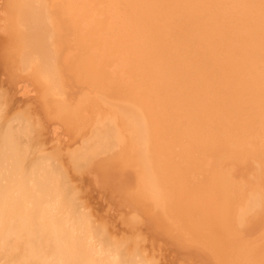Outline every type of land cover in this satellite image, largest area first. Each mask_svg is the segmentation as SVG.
Returning <instances> with one entry per match:
<instances>
[{
  "label": "bare ground",
  "instance_id": "bare-ground-1",
  "mask_svg": "<svg viewBox=\"0 0 264 264\" xmlns=\"http://www.w3.org/2000/svg\"><path fill=\"white\" fill-rule=\"evenodd\" d=\"M0 36V264H264V0H0ZM69 179L170 240L106 199L73 234Z\"/></svg>",
  "mask_w": 264,
  "mask_h": 264
},
{
  "label": "rangeland",
  "instance_id": "rangeland-1",
  "mask_svg": "<svg viewBox=\"0 0 264 264\" xmlns=\"http://www.w3.org/2000/svg\"><path fill=\"white\" fill-rule=\"evenodd\" d=\"M26 20H27V22H30V20H28V19H26ZM20 21L22 22L23 20H19V21H18L19 24L22 25L21 27H23V26H24V22H23V23H20ZM0 37H2V36H0ZM59 87H60V88L63 87V88H61V90L64 89V88H66L65 86H62V85H60ZM59 87H56V88L59 90V89H60ZM61 90H59V92H61L60 95L62 94V92H63V93L65 92V89L62 90V91H61ZM124 95H125V94H124ZM79 97H82V93H81V96H79ZM141 118H142V119H141ZM138 122H140V124H141V122L144 123V118H143L141 115H138ZM140 124H139V129H140V128H143L142 125H144V124H142L141 127H140ZM109 125H112V123H109ZM29 126H30V125H29ZM29 128H30V127H29ZM139 131H140V130H139ZM106 132H107V131H106ZM108 135H109V134H107V136H108ZM110 136L113 137L112 134H110L108 137H110ZM118 136H119V135H118ZM111 137L108 138V142H106L108 145H110V147L107 146V144L105 145V147H106V146L109 147V148L106 147V148H107L106 150H109L110 148H113V146H114L113 149H115V145H116V144L118 145V143H115V141H116V140H115V137L113 138L114 140H110V139H112ZM140 137H141V136H140ZM142 138H143V137H142ZM142 138H141V139H142ZM144 139H145V137H144ZM111 141H112V143H111ZM121 141H123L122 138H121ZM143 141L146 142V139H145V140H142V142H143ZM109 142H110V144H109ZM117 142H118V141H117ZM142 142H140V143H141L140 145H141V147L144 148V144H145V143L142 144ZM113 144H114V145H113ZM119 144H121V143H119ZM111 145H112V146H111ZM137 145H138V141H137ZM137 145H135V148H136ZM142 145H143V146H142ZM145 145H146L145 147H148L147 143H146ZM105 147H104V148H105ZM117 147H118V146H117ZM117 147H116V149H117ZM138 147H139V145L137 146V149H138L137 151L140 150ZM141 147H140V148H141ZM141 149H142V148H141ZM146 149H147V150L149 149V150L147 151V153H152V150H151L150 147H149V148H146ZM106 150H105V151H106ZM110 150H112V149H110ZM142 150H143V149H142ZM144 150H145V149H144ZM144 150H143L142 152H141V150H140L138 154H140V156H141V154L144 152ZM149 151H150V152H149ZM145 152H146V151H145ZM145 152H144V153H145ZM136 153H137V152H136ZM144 153H143L142 156H143V158L145 159V158H147V157H145V156H146V155H145L146 153H145V154H144ZM152 155H153V154H151V156H152ZM142 156L140 157V159L142 158ZM86 158L88 159L89 157H86ZM90 158H92V157H90ZM143 158H142L141 160H142V161H146V160H143ZM141 160H140L139 162H141ZM147 160H148V158H147ZM150 160H151V159H150ZM150 160H149L148 162H149L150 164L153 165L154 160H153V159H152V161H150ZM88 161H89V160H88ZM148 162H147V164H148ZM151 162H152V163H151ZM84 163H85V162H84ZM86 164H87V163H85V165H86ZM141 164H142V165H145L144 162L139 163V165H141ZM82 165H83V164H82ZM152 165H151V168H152ZM83 166H84V165H83ZM72 179H73V178H72ZM72 179H69V181H67L68 183H64V184L62 185V187L64 188V190H63V191H64L63 198H65V200H66L67 197H68L69 202H67L68 200H66V202H65L64 204H62L61 206H59V208H60L61 210H62V209L66 210V211H64V212L59 210V211H60V214H61V212H63L62 215H60V216H62L63 218H65V216H63V215L66 214V217H67V216H68V215H67V214H68V211H69L70 213H72V214L77 213V211H76V212H73V211H74V210H77V209H76V206H77L78 204H77V205H74V206H75V209L72 208V207H73V204H76V203L81 204V208H80L79 205H78L77 207H79V208L81 209L82 212H86V213L88 212L89 214H91V215L88 216L89 218L91 217V218H90L91 221H90V220L85 216L86 214H84V213H80V215H81V214H84V216L86 217V221H87V222H86V221L83 220L84 216L82 215L83 218H81V216L79 215V213H77V216H78V217L80 216V219H78V220H80V221L78 222V220H76V222H78V223H72V222H70V225H69V230L72 229V233H73V234H74V232H75L74 229L77 230V228H79L80 226H81V227H85V225L83 224V222L88 224V221H89L90 224H92V225H94V226H98L99 223H101V222H100V221L98 222V221H97L98 219H96V220L94 221V218H95L96 215H97V217L99 216L98 213H99L103 208H104L105 212H108V211H106V210H109V208H108V209L106 208V201H107V206L110 207V211H109L107 214H108V215H109V214H112V213L114 214V222H113V223H114L115 226H117V227H113V228H116V229H117L118 226H119V224H121L120 221H121L122 219H125V220H124L125 222L123 223V225L121 224V226H123V227H126L125 225L128 224V223L126 224V222H128V221H130V224H133V223L136 224V225L134 224L135 226H134V225H131V226H132V228H131L132 231L134 230L133 227L136 228V229L133 231V233L131 232V230H129L131 233H129L128 230H127V229H129V228L131 227L130 225H127V226H128L127 229L124 228L125 231H127V232H126L127 234L125 233L127 237L124 236V237L127 238V240H125V238L123 237V235H125V234H123V232H121V231L118 230L119 233H118V234L116 233V234L119 235V236L122 234L120 237H118V236L116 237L118 240H122V239H123V240H124L123 242H126V241H127V242H130V240H131V242H133V241L135 242V239H134V240H133V239H129V238H132L131 236H134V234H136L134 237H137V238H139V239H140V237H142L141 240H143V236H144V237H146V236L148 237V239H147V237L144 238V240L147 239V241H148L149 239H150V240H158V241H162L163 239H165V240H170V238H168V237L164 238V236H161V235L158 236V235H157V232H156V233H154V231L151 232L152 228L150 229V227L148 226V223H146V222H147V218H149L148 215H147V213L142 212V214H141V211H139V209H137V212L134 211V213L131 214V212H132L135 208H134L133 205H132V206L130 205V208H129V205L127 204V199H125V198H128V197H129L128 195H127V197L124 196V194H123L122 196H121L120 194H117L118 196H117V195H112V194H110V192H108L109 190L106 188V187H108V186H106L105 184H104V186H102V189L100 188L101 186L99 187V189H101V191L98 189L97 186H95L96 189H94V185H93V187H92L91 184H90V185L88 184V185H89V188H88V189H90V190H88V189H87V186H88V185H86L85 187H83L84 184H82V181H80V180H77V181H79V182H76V184H74V183L72 184V183L70 182ZM73 180H74V179H73ZM73 180H72V181H73ZM157 180L160 182L162 179H157ZM142 181H143V180H142ZM144 181H145V180H144ZM144 181H143V182H144ZM158 181H157V183H159ZM73 182H75V181H73ZM77 183L80 184V185H78ZM144 183H145V182H144ZM56 184H57V183H56ZM65 184H66V185H65ZM159 184H160V183H159ZM161 184H162V183H161ZM70 187H71V188H70ZM79 188H81V189H80L81 191L78 192L77 190H79ZM85 188L87 189L86 191H85ZM139 188H140V187H138V192H140L139 194H141V195L143 194V195L145 196V194H144L145 191H144L143 189H141V188L139 189ZM91 189H93V190H91ZM159 189H160V188H159ZM70 190H71V191L76 190V192L79 193V194H81V193H85V192L88 191L87 193L84 194V195L86 196V200H87V201H85V199H83V198H85V196H84V197L82 196V197H83V198H82L79 194H76L75 197L72 195L73 198H76V197H77L76 200H74V199H73V200H70V199H72L71 194H73V192H72L71 194H69ZM95 190H96V192H95ZM97 190H98V191H97ZM104 190L106 191V193H105ZM140 190H141V191H140ZM142 190H143V191H142ZM173 190H174V188H173ZM80 192H81V193H80ZM101 192H102V194H101ZM91 193H92L93 196L90 195ZM97 193H98V194H97ZM74 194H75V191H74ZM87 194H88V196L90 195L91 198H92V197L95 198L96 201H97V199H96V198H97V195H98V196L103 195V196H102V199H100V197H99V199H100L101 202L98 200L97 202H95V205H92V204H94V201H93V203H92V200L87 199V197H88ZM81 195H83V194H81ZM105 195H106V196H105ZM143 195H142V196H143ZM90 196H89V197H90ZM89 197H88V198H89ZM121 197H122V198H121ZM145 197H146V196H145ZM69 198H70V199H69ZM80 198H81V199H80ZM93 198H92V199H93ZM103 198H104V203H103ZM123 198H124V199H123ZM142 198H143V197H142ZM105 199H106V201H105ZM109 199H110V200H109ZM111 199H112V200H111ZM118 199H119V200H118ZM143 199H145V198H143ZM79 200L82 201V202L84 201L85 203H82V202H80ZM120 200H121V202H120ZM70 201H71V202H70ZM76 201H77V202H76ZM142 201H143V200H141V202H139V204L142 205V206H144V201H143V202H142ZM75 202H76V203H75ZM108 202L110 203L109 205H108ZM122 202H123V203H122ZM124 202H125V203H124ZM18 203H20L21 206H22V204H25L24 202L22 203V201H20V202H18ZM18 203L15 202V207H17V208H16L17 210H21L20 208H22L23 206H27V205H23L22 207H21V206L19 207V204H18ZM96 203H97V204H100V205H102V206L99 208V205H98V207H97V204H96ZM101 203H102V204H101ZM111 203H113V204H111ZM8 204H10L11 206L13 205V204H11V203H8ZM70 204H71L72 206H71ZM82 204H83V205H82ZM117 204H118V205H117ZM119 204H121V205H119ZM125 204H126V205H125ZM133 204H134V203H133ZM6 205H7V204H6ZM10 205L7 206L8 209H11V208H12V207L9 208ZM90 205H91L92 207L94 206V208H95V206H96V209H97L98 211H97L95 214H92L91 212H89V211H90L89 209H88V211H87V207L90 206ZM111 205H112V206H111ZM115 205L117 206L116 209H115ZM127 205H128V209H129V210L126 209V208H127ZM30 206H31V205H30ZM82 206H83V208H82ZM120 206H121V207H120ZM13 207H14V205H13ZM15 207H14V208H15ZM32 207H35V205L31 206L30 209H27L26 207H25V208L23 207L22 209H27V210H26L27 213H28V211H32V213H31V212H30V213H31V216H33L32 214H36V213H33V212H34L35 210H36L35 212L39 211V208H38V206H37V207H36V208L38 209V210H37V209H33ZM68 207H70V208H72V209H74V210H73V211H72V210L70 211V208H68ZM85 207H86V208H85ZM92 207H91V208H92ZM118 207H119V208H118ZM18 208H19V209H18ZM59 208H58V209H59ZM84 208L86 209V211H83V210H85ZM88 208H89V207H88ZM91 208H90V209H91ZM101 208H102V209H101ZM131 208H132V210H130ZM133 208H134V209H133ZM58 209H56V210H57L56 213L59 212ZM82 209H83V210H82ZM96 209H95V210H96ZM118 209H119L120 212H122V213L125 212V213L123 214L124 216L121 214V216H123L122 219H121L120 214L118 215V213H119V212H118V211H119ZM33 210H34V211H33ZM93 210H94V209H93ZM95 210H94V212H95ZM111 210H113V211L111 212ZM102 211H103V210H102ZM114 211H115V213L117 214L118 217L120 216L119 218H120L121 220H120L118 217H116V214L114 213ZM129 211H130V212H129ZM26 212H25V210H24V214H26ZM78 212H79V210H78ZM92 212H93V211H92ZM105 212H104V213H105ZM70 213H69V215H72V214H70ZM129 213H130V214H129ZM137 213L140 214V216H139ZM105 214H106V213H105ZM105 214H104V215H105ZM127 214H129L130 216H131V215L133 216V217H132V220H133V221H131L130 219H128V221H126L127 218H130V216H129V215L127 216ZM133 214H135V215H133ZM136 214H137V216H139V217H135ZM145 214H146V215H145ZM27 215L29 216V214H27ZM75 215H76V214H75ZM75 215H72V216H75ZM87 215H88V214H87ZM102 215H103V214H102ZM72 216H71V217H72ZM92 216H93V220H92ZM100 216H101V213H100ZM106 216H107V215H106ZM109 216H110V217H109V221H108V220H107V221L110 223V222L113 220V215H109ZM68 217H70V216H68ZM104 217H105V216H104ZM104 217H102V218L104 219ZM111 217H112V218H111ZM134 217H135V220H136V218H139V219H140V218L142 217L143 219L146 220V222H145V220L142 219V221H143V223H142V222L140 221V220H141V219H140V220H138L139 222H141L140 225H139V224L137 223L138 221L135 222ZM145 217H147V218H145ZM98 218H99V217H98ZM102 218H99V220L102 219ZM110 218H111L112 220H111ZM115 218H117V219H119V220L116 222L115 220H117V219H115ZM81 219H82V220H81ZM84 219H85V218H84ZM105 219H106V218H105ZM105 219H104V222H105ZM110 220H111V221H110ZM63 221H64V223L66 222L64 219L62 220V222H63ZM82 221H83V222H82ZM96 221L98 222V225H97V222H96ZM102 221H103V220H102ZM122 221H123V220H122ZM115 222H116V224H115ZM113 223H112V224H113ZM73 224H76V225H73ZM102 224H103V223H101L100 225L102 226ZM104 224H105V223H104ZM107 224H108V223H107ZM112 224L109 225V227H106L105 229L102 228L103 226H102V227L100 226L102 229L98 226V227L100 228V230H102V232H103V229H104V230H107V232L104 231L105 233H101V234H100V233H98V232H100V230H99L98 232H96V236H97V234H100L99 236L103 238V239L101 238L102 240H104L106 237L108 238V237H109V234H111V233H110V229H107V228H111ZM137 224H138V225H137ZM141 224H142L143 226H142ZM145 224H147L148 227H147ZM63 225H64V224H63ZM72 225H73V226H76V228L73 229ZM82 225H83V226H82ZM64 226H65V225H64ZM67 226H68V225H67ZM105 226H108V225L105 224L104 227H105ZM141 226H142V227H141ZM81 227H80V229L83 230V228H81ZM87 227H89V226L87 225ZM87 227H85L84 230H85ZM90 227L93 228V226H90ZM90 227H89V229H88V228H87V229H88L89 231H92V229H90ZM123 227H120V228H123ZM144 227H145L146 229H145ZM94 228H95V227H94ZM99 228H95L96 231H97V229H99ZM113 228H111V229H113ZM120 228H118V229H120ZM140 228H141V231L143 232L142 234H145L146 230H147V233H148V234H147V235L145 234L146 236H145V235L142 236V234L140 233L141 231L138 232L139 234H138L137 232H135L136 230H137V231L140 230ZM124 229H122V230H124ZM88 230H87V231H88ZM108 230H109V231H108ZM120 230H121V229H120ZM148 230H150V231H148ZM73 231H74V232H73ZM89 231H88V233H87L88 236L86 235L87 237L84 235V236L86 237L85 239H88V240H93V239H94V240H96V239H95L96 237L93 238V239H89V238H90V237H89V235H90ZM111 231H112V230H111ZM113 231H115V230L113 229ZM118 231H116V232H118ZM125 231H124V232H125ZM79 232H80V233H79ZM81 232H82V231H79V229H78V231H77L76 233L81 234ZM93 232H95V230H94ZM76 233H75V234H76ZM83 233H84V232H83ZM85 233H86V232H85ZM85 233H84V234H85ZM91 233H92V232H91ZM106 233H108V235H107ZM151 233H152V234L154 233V234L152 235ZM79 234H77V235L80 236V237L82 238V234H81V235H79ZM103 234H104V235L106 234V237L103 236ZM113 234H114V232H113ZM128 234H130V237H129ZM131 234H133V235H131ZM140 234H141V236H140ZM149 234H150L151 236H150ZM74 236H75V235H74ZM78 236L76 237V239H75L73 236H66L67 238H65V239H64L65 236H64L63 238H61V236H60V238L63 239V240H67V239H68V240H71L70 237H72V240H74V239H75V240H81V238L79 239ZM84 236H83V238H84ZM91 236H93V234H92ZM110 236H111V235H110ZM114 236H115V234H114ZM114 236L112 235V238H108V239H109V240H115L116 238L114 239V238H113ZM152 236H153L154 238H153ZM88 237H89V238H88ZM128 237H129V238H128ZM58 238H59V236H58ZM58 238H57V240H58ZM91 238H92V237H91ZM97 238H98V236H97ZM155 238H156V239H155ZM186 238H187V237H186ZM192 239H193V238H192V235H191V239H190V240H192ZM105 240H107V239H105ZM136 240H137V239H136ZM141 240H140V243L142 242L141 244H144V243L146 242V241H144V240H143V241H141ZM171 240H172V239H171ZM186 240H189V237H188V239H186ZM8 241H10V240H8ZM116 241H117V240H116ZM143 242H144V243H143ZM136 244H138V240L136 241ZM141 244H138V245H141ZM156 251H157V250H156ZM157 253H158V252H157ZM256 262H258V261H256ZM258 263H259V262H258ZM250 264H251V262H250ZM252 264H257V263H255V261H254V262H252Z\"/></svg>",
  "mask_w": 264,
  "mask_h": 264
}]
</instances>
